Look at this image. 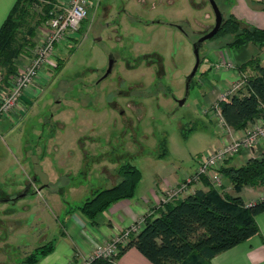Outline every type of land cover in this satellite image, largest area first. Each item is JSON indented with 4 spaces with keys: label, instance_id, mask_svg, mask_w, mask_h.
Here are the masks:
<instances>
[{
    "label": "rangeland",
    "instance_id": "obj_1",
    "mask_svg": "<svg viewBox=\"0 0 264 264\" xmlns=\"http://www.w3.org/2000/svg\"><path fill=\"white\" fill-rule=\"evenodd\" d=\"M87 3L86 21L75 37L55 46L59 58H53L61 68L51 69L28 112L0 125V264H25L37 246L56 244L65 214L95 189L118 182L120 164L135 165L144 183L170 170L180 174L215 147L216 127L227 131L217 114L224 89L211 91L214 100L206 108L202 99L213 79L205 73V57L220 39L202 43L186 93L195 64L193 43L214 24L207 0ZM32 10L31 22L40 5ZM46 33V22L35 28L31 55ZM110 52L115 63L102 78ZM27 64L21 56L18 69ZM214 68L221 70L219 63ZM4 75L0 68V103L13 82L11 77L10 85L5 83ZM238 76L246 74L238 71ZM44 143L53 144L48 174L38 164L48 152ZM56 147L63 151L59 163ZM27 184L26 195L17 198Z\"/></svg>",
    "mask_w": 264,
    "mask_h": 264
},
{
    "label": "trees",
    "instance_id": "obj_2",
    "mask_svg": "<svg viewBox=\"0 0 264 264\" xmlns=\"http://www.w3.org/2000/svg\"><path fill=\"white\" fill-rule=\"evenodd\" d=\"M249 1L254 3V0ZM215 2L224 20L210 39H220L219 47L230 49H238L248 43L264 47V28L243 24L237 19L230 12L234 0ZM255 3H263L264 8V2ZM34 4L40 5L41 11L32 24ZM57 4L58 0H16L1 23L0 68L5 72L3 79L8 85L10 78L19 71L21 56L27 61L32 57L30 48L34 46L35 28L48 20L50 10ZM61 66L57 62L56 69ZM236 69L253 72L244 76L242 86L228 100L219 102V109L228 127L242 130L255 118L264 117V58L260 61L253 57ZM220 172L236 193L245 185L263 186L264 154L250 158L240 166L222 165ZM116 173L120 178L118 182L95 189L72 211L80 212L91 224H97L98 215L112 203L133 197L141 179L140 170L131 163H124L117 167ZM201 180L207 179L202 177ZM262 212L264 198L245 203L239 195L221 193L212 186L205 191L198 189L162 204L156 215H145L138 232L119 246L116 255L110 259L95 258L92 264H117L120 256L132 247L152 264H211L215 255L259 233L255 218ZM53 248V242L37 246L22 262L37 264Z\"/></svg>",
    "mask_w": 264,
    "mask_h": 264
},
{
    "label": "crops",
    "instance_id": "obj_3",
    "mask_svg": "<svg viewBox=\"0 0 264 264\" xmlns=\"http://www.w3.org/2000/svg\"><path fill=\"white\" fill-rule=\"evenodd\" d=\"M15 1L16 0H0V25ZM161 1L172 4L175 0ZM255 2H264V0H254V3L249 0H234L230 12L243 24L264 28L263 3ZM221 43L222 42L220 41L213 52L205 57L207 59V70L205 73L206 75L210 74L213 79L207 83V87L203 90L202 99L204 101V108L214 100V96L210 94L211 91H219V88L223 90L238 78L237 70L221 68V70L216 71L214 68L215 63H220L222 60H226L234 63L235 66H238L253 57H257L260 61L264 58V47H258L253 43H248L238 49H230L226 46L219 47ZM53 57L59 58L55 53ZM56 66L57 62L55 63V59L52 58L51 63L46 65L33 83L25 89L15 110L10 112L6 118L0 119V125L5 126L9 123L11 118L20 119L23 112H28L36 102L37 95L41 94L44 85L53 74L51 69H56ZM242 72L247 75L250 74L249 72L252 73V70L246 69ZM207 117L209 123H211V117ZM251 124L252 123L250 122L247 127L242 130H234L229 127L228 131L222 132L221 129L212 123L211 125L216 127L218 131V133L215 134L213 146H220L224 144L228 138L232 139L243 135ZM50 135V137H47L48 139L52 138L54 132L51 131ZM44 145L48 152L43 153V158L38 164L41 166V171L48 174V165L50 164L49 155H52L49 151L52 149L53 144L44 143L43 147ZM55 149L57 152H55L57 159L55 162L59 163L62 159L60 156L63 154V151L61 150L62 148L59 149L56 147ZM263 153L264 139H262L254 149L241 150L239 153L229 158L223 165L240 166L248 159L259 157ZM197 163L198 159L194 166L185 167V170L180 174L171 170L162 176L156 174L155 178L147 183H144L143 177H141L140 182L136 186L133 197L121 199L112 203L106 211L102 212V215L97 217V224H91L80 212L71 210L69 213L65 214L64 229L59 236L58 242L54 244L53 250L46 256L40 258L37 264H79L83 259L92 254L95 247L106 243L124 228L133 223L142 221L145 215L158 214L159 209H161L160 198L164 190L181 182L185 176L194 171ZM47 180L51 182L53 181L50 176H48ZM210 186L208 180H201L200 182L193 183L189 186V193L198 189L205 191ZM217 190L221 193L233 196L239 195L245 203H254L264 198V185L259 187L245 185L238 193H236L230 182L223 175L221 177V187L217 188ZM56 195L58 196L59 194ZM255 220L259 228V233L248 240L215 255L211 259V264H264V212L257 215ZM142 223L143 222H141L140 225H142ZM117 264L152 263L137 249L132 247L127 249L120 256Z\"/></svg>",
    "mask_w": 264,
    "mask_h": 264
},
{
    "label": "built area",
    "instance_id": "obj_4",
    "mask_svg": "<svg viewBox=\"0 0 264 264\" xmlns=\"http://www.w3.org/2000/svg\"><path fill=\"white\" fill-rule=\"evenodd\" d=\"M87 2L88 0H58L55 8L50 10V17L46 21L47 33L35 46L34 54L28 64L19 69L13 77L11 87L2 97L0 116L6 115L13 110L25 89L38 77L42 69L51 63L55 46L64 40L69 41L75 37L82 21L87 16ZM219 65L223 69L237 70L234 63L230 61L223 60ZM243 81L244 76H238L222 93L220 92L218 95L219 100H228L242 86ZM217 114L219 121L228 131L229 127L225 124L219 108L217 109ZM251 123L243 135L234 137L230 141L204 152L203 156L198 159L196 169L191 176H185L181 182L164 190L160 198V204L162 205L187 195L189 186L200 182L202 177H205L213 188H220L222 177L220 167L225 160L241 150L254 149L264 139V117L255 118ZM141 222L131 224L106 243L95 247L92 254L83 260V264H92V260L95 258H112L118 253L119 246L124 245L131 235L138 232Z\"/></svg>",
    "mask_w": 264,
    "mask_h": 264
},
{
    "label": "water",
    "instance_id": "obj_5",
    "mask_svg": "<svg viewBox=\"0 0 264 264\" xmlns=\"http://www.w3.org/2000/svg\"><path fill=\"white\" fill-rule=\"evenodd\" d=\"M207 1H208L209 5L211 6V9H212V12H213V15H214V24H213V26L211 27L210 30H208L207 32L202 34L193 43V53H194V56H195V64L193 66V69L189 73V75L186 77V93L188 91L189 83H190L191 79L193 78V76H194V74H195V72L197 70V67L199 65V62H200L199 50H200V47H201L202 43L205 40L210 39L212 36H214L217 33V31L219 30V28H220V26H221V24H222V22L224 20L223 13L219 9V7L216 4L215 0H207ZM112 66H113V60L109 59L108 66H107V69H106L103 77L107 76L111 72ZM183 101H184V99H180L178 102H179V104H182ZM29 187H30V184H27L25 186L23 192L20 193L17 198H21L24 195H26L27 190L29 189Z\"/></svg>",
    "mask_w": 264,
    "mask_h": 264
},
{
    "label": "flooded vegetation",
    "instance_id": "obj_6",
    "mask_svg": "<svg viewBox=\"0 0 264 264\" xmlns=\"http://www.w3.org/2000/svg\"><path fill=\"white\" fill-rule=\"evenodd\" d=\"M179 27V26H178ZM202 35V34H201ZM200 35V36H201ZM109 59H112L113 60V66H114V63H115V59H114V55H113V52H110L109 53V55H108V61H109ZM107 66H108V63H107ZM107 66H106V69H107ZM113 66H112V69H113ZM106 69H105V71H106ZM111 72H112V70H111ZM111 72L107 75V76H105V77H103L104 76V74H103V76H102V78H106V77H108L110 74H111ZM101 78V79H102Z\"/></svg>",
    "mask_w": 264,
    "mask_h": 264
}]
</instances>
